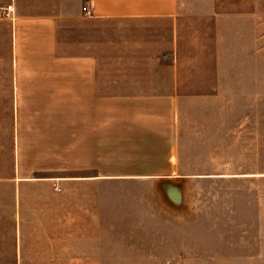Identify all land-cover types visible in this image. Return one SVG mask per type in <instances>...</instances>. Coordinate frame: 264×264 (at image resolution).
I'll list each match as a JSON object with an SVG mask.
<instances>
[{
  "label": "rangeland",
  "instance_id": "rangeland-1",
  "mask_svg": "<svg viewBox=\"0 0 264 264\" xmlns=\"http://www.w3.org/2000/svg\"><path fill=\"white\" fill-rule=\"evenodd\" d=\"M179 14L177 143L99 144L89 171L72 134L17 132L0 13V178L37 179L20 232L51 239L49 264H264V0Z\"/></svg>",
  "mask_w": 264,
  "mask_h": 264
},
{
  "label": "crops",
  "instance_id": "crops-1",
  "mask_svg": "<svg viewBox=\"0 0 264 264\" xmlns=\"http://www.w3.org/2000/svg\"><path fill=\"white\" fill-rule=\"evenodd\" d=\"M0 13L11 28L19 134H72L75 164L89 171L96 163L82 155L91 159L99 144L177 143L186 96L179 0H0ZM36 182L0 178V264L50 263L51 239L20 232L26 186Z\"/></svg>",
  "mask_w": 264,
  "mask_h": 264
},
{
  "label": "built area",
  "instance_id": "built-area-1",
  "mask_svg": "<svg viewBox=\"0 0 264 264\" xmlns=\"http://www.w3.org/2000/svg\"><path fill=\"white\" fill-rule=\"evenodd\" d=\"M13 13V7H12V4H9L7 5L6 7H4L3 9V14L5 16H11ZM57 190H59L60 188L59 187H56Z\"/></svg>",
  "mask_w": 264,
  "mask_h": 264
}]
</instances>
